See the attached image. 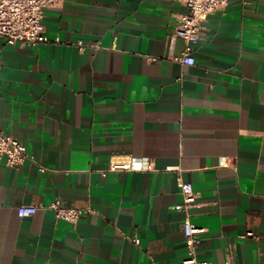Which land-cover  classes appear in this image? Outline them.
I'll return each instance as SVG.
<instances>
[{
    "label": "crops",
    "instance_id": "crops-1",
    "mask_svg": "<svg viewBox=\"0 0 264 264\" xmlns=\"http://www.w3.org/2000/svg\"><path fill=\"white\" fill-rule=\"evenodd\" d=\"M185 12L64 0L44 9L48 42L0 37V130L28 154L0 160V264H184L179 179L196 196L197 258L264 264V0L209 15L193 65L169 58ZM55 200L82 208L78 221ZM21 205L38 210L20 218Z\"/></svg>",
    "mask_w": 264,
    "mask_h": 264
},
{
    "label": "built area",
    "instance_id": "built-area-1",
    "mask_svg": "<svg viewBox=\"0 0 264 264\" xmlns=\"http://www.w3.org/2000/svg\"><path fill=\"white\" fill-rule=\"evenodd\" d=\"M64 0H0V37L8 43L22 46H37L48 42L43 23V13L46 7L60 6ZM187 7V12L180 14L176 20V26L170 35L169 58L179 61L184 65L195 63L196 46L204 39V23L215 11L224 8L228 0H178ZM178 39L183 40L184 47L180 55H175L174 49ZM81 50L86 44L78 43ZM98 46V44H91ZM154 60V58H153ZM28 158L26 145L16 136L0 130V160L4 159L11 167L20 166ZM147 161L146 168H150ZM130 165L118 161H112L109 171L129 169ZM183 202L177 207L185 213L183 221V233L190 257L183 261L184 264H213L208 260H200L196 256V248L200 244L197 234L202 231L192 223L189 217V208L196 201L192 185L179 179ZM56 217L75 223L78 221L82 208L76 206H64L59 200L50 204ZM38 208L34 205H21L18 207L20 218L33 216ZM252 234V233H249ZM137 239H134L136 242ZM226 264H235L232 260Z\"/></svg>",
    "mask_w": 264,
    "mask_h": 264
}]
</instances>
